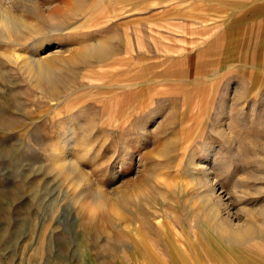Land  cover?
<instances>
[{
	"label": "rangeland",
	"instance_id": "obj_1",
	"mask_svg": "<svg viewBox=\"0 0 264 264\" xmlns=\"http://www.w3.org/2000/svg\"><path fill=\"white\" fill-rule=\"evenodd\" d=\"M39 1L0 0V264H264V0Z\"/></svg>",
	"mask_w": 264,
	"mask_h": 264
},
{
	"label": "bare ground",
	"instance_id": "obj_2",
	"mask_svg": "<svg viewBox=\"0 0 264 264\" xmlns=\"http://www.w3.org/2000/svg\"><path fill=\"white\" fill-rule=\"evenodd\" d=\"M6 1L7 6L10 5L12 8L21 9L24 11L33 10L36 13L41 12V4L39 0H4ZM53 0H47V3H51ZM58 1V0H57ZM30 3V4H27ZM61 3V2H60ZM46 4V3H45ZM44 7V6H43ZM9 8V7H8ZM0 19L2 20H14V16L7 11V8H3L0 6ZM17 20V18H16ZM13 22V21H12ZM17 25V24H16ZM99 47H95L94 49L98 50ZM34 57V56H33ZM41 65H38V68L41 70ZM43 68V66H42ZM130 150L127 151L129 153ZM264 215V213H261ZM226 236L232 241H243L249 237H251L255 233V229H253L251 224L246 223L244 226L236 229L225 228Z\"/></svg>",
	"mask_w": 264,
	"mask_h": 264
}]
</instances>
